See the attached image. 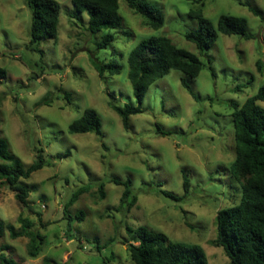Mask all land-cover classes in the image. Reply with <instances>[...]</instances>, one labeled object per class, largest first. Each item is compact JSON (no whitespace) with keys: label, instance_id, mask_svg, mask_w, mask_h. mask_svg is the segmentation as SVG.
I'll return each instance as SVG.
<instances>
[{"label":"rangeland","instance_id":"1","mask_svg":"<svg viewBox=\"0 0 264 264\" xmlns=\"http://www.w3.org/2000/svg\"><path fill=\"white\" fill-rule=\"evenodd\" d=\"M55 1L60 5L57 36L42 41L40 53L27 47L31 11L26 0H0V67L6 71L0 81V137L24 169L37 156L45 164L22 180L30 191L27 208L0 183V221L18 232L19 217L28 219L43 237L41 252L30 258L28 239H12L6 231L0 254L15 264H42L44 258L133 264L127 228L143 227L170 241L200 246L208 264H228L223 249L212 244L215 216L239 200L229 172L234 159L231 115L234 105L241 106L264 86V0H136L163 19L161 27L146 24L126 0H118L121 25L111 31L115 41L105 50H97L96 42L106 31L89 34L88 16L73 18L72 0ZM192 11H201L213 24L221 15L243 18L254 39L220 34L200 54L184 38L197 28V20L188 16ZM150 36L167 37L202 61L199 75L188 79L196 99L181 85L186 76L170 71L149 86L143 112L130 118L125 131L109 103L137 105L127 56ZM92 59L115 60L121 71L100 78ZM45 98L48 104H41ZM87 108L98 114L101 138L67 133ZM157 128L169 134H158ZM184 177L189 181L186 196ZM114 178L132 183L137 202L129 212L116 210L123 188L110 182ZM82 188L88 190L70 203Z\"/></svg>","mask_w":264,"mask_h":264},{"label":"trees","instance_id":"2","mask_svg":"<svg viewBox=\"0 0 264 264\" xmlns=\"http://www.w3.org/2000/svg\"><path fill=\"white\" fill-rule=\"evenodd\" d=\"M73 18L80 20L83 13L88 16L87 31L97 35L106 31L100 41L96 42L97 50H105L115 41L111 32L121 25L118 14V0H72ZM127 6L136 14L146 18V24L161 27L163 19L148 5L136 0H126ZM31 11V25L29 29L28 49L33 52L42 51L39 46L42 41L55 39L59 22L60 5L55 0H26ZM188 16L197 20V28L187 33L184 38L192 43L200 54L216 42L220 34L226 36H240L246 40L254 39L247 33L245 19L229 15H221L216 24L205 18L201 11L189 12ZM92 65L100 78L105 75H117L121 66L115 61L104 63L92 59ZM127 78L131 84L137 105L123 107L109 103L121 119L125 131L129 129L130 118L141 114V103L149 88L155 81L170 71L176 70L186 77L181 80L184 89L196 99L188 79H195L203 68L202 61L194 54L178 48L164 36H150L142 39L133 47L127 56ZM213 75V73H212ZM6 71L0 67V81L5 79ZM68 100V98H67ZM41 104H48L45 98ZM264 86L255 94L248 97L241 105H234L232 122L234 129V159L230 164V175L235 180L239 191L238 203L216 213V237L212 241L215 247L223 249L229 260L228 264H264ZM163 136L169 133L160 132ZM67 133H93L102 137L101 122L95 110L87 108L80 117L67 126ZM44 160L37 156L34 163L24 169L21 162L9 150L6 139L0 137V183L10 189L17 203L28 207L30 191L23 185L22 180L44 167ZM123 188L117 211L129 212L136 204L137 198L133 194L130 180L110 181ZM100 185V192H102ZM160 187V185H159ZM77 191L70 203L79 193ZM185 196L189 192V181L183 178ZM164 197L178 201L168 192H161ZM82 214V213H81ZM80 219V218H78ZM20 231L16 232L11 225L0 221V239L5 232L12 239L25 237L28 239L27 254L36 258L41 252L43 237L31 229V222L19 217ZM128 235L133 242L127 244V251L133 264H208L204 250L197 245L170 241L165 235L152 233L143 227L127 228ZM69 234L67 235V237ZM1 264H15L11 259L0 254ZM42 264H69L55 262L44 258Z\"/></svg>","mask_w":264,"mask_h":264}]
</instances>
